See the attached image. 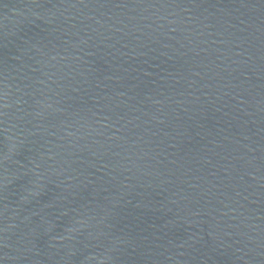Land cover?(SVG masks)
I'll list each match as a JSON object with an SVG mask.
<instances>
[{"label": "water", "instance_id": "1", "mask_svg": "<svg viewBox=\"0 0 264 264\" xmlns=\"http://www.w3.org/2000/svg\"><path fill=\"white\" fill-rule=\"evenodd\" d=\"M264 0H0V264H36Z\"/></svg>", "mask_w": 264, "mask_h": 264}]
</instances>
